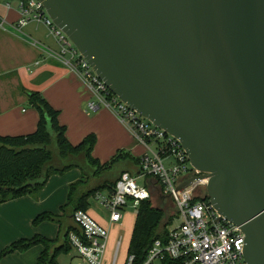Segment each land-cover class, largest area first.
Segmentation results:
<instances>
[{"label":"water","instance_id":"1","mask_svg":"<svg viewBox=\"0 0 264 264\" xmlns=\"http://www.w3.org/2000/svg\"><path fill=\"white\" fill-rule=\"evenodd\" d=\"M41 1L109 88L181 142L205 199L245 233L246 263L264 264V0Z\"/></svg>","mask_w":264,"mask_h":264},{"label":"built area","instance_id":"2","mask_svg":"<svg viewBox=\"0 0 264 264\" xmlns=\"http://www.w3.org/2000/svg\"><path fill=\"white\" fill-rule=\"evenodd\" d=\"M17 2L18 20L7 23L0 18V28L9 25L22 31L31 23L46 25L58 43V49L48 48L47 51L76 72L91 91L88 109L112 110L145 148L139 157V176L124 171L112 191L99 190L91 197L106 209L111 225L122 223L128 206L138 214L141 203L152 198L149 187L138 182L139 177L158 179L160 193L176 206L179 224L173 228L167 226L166 237L155 239L141 262L127 251L123 264H247L245 233L205 199L209 177L191 164L181 142L143 117L109 88L69 36L53 22L43 1ZM73 220L79 229L70 231L68 239L80 259L77 264H104L110 228L88 210L78 209ZM122 243L120 237L115 243L111 264H117Z\"/></svg>","mask_w":264,"mask_h":264},{"label":"crops","instance_id":"3","mask_svg":"<svg viewBox=\"0 0 264 264\" xmlns=\"http://www.w3.org/2000/svg\"><path fill=\"white\" fill-rule=\"evenodd\" d=\"M19 16L18 2L4 1L1 4L0 18L7 23L17 21ZM31 24L22 31H16L9 25H5V29L0 28V134L19 135L36 130L39 113L36 108L26 105L27 92L40 91L60 111L59 121L66 125V135L73 144H78L90 134L96 135L92 153L101 162L108 161L119 149L129 150L134 155L143 149L142 154L144 146L136 141L112 110L88 109L91 91L76 72L47 51L48 48L58 49L56 38L46 25ZM40 26L46 31L40 32ZM9 83L16 86L20 95H11ZM79 178L80 171L71 168L51 175L37 193L0 203V250L17 239L36 234L52 238L47 230L49 223L35 224L34 220L45 211L61 213L70 184ZM91 214L103 225L109 228L113 226L109 216L104 220L99 215ZM54 223L57 234L53 238H57L61 228L57 222ZM118 224L123 226V220ZM42 249V246H33L24 252L15 251L1 259L0 264H35Z\"/></svg>","mask_w":264,"mask_h":264},{"label":"trees","instance_id":"4","mask_svg":"<svg viewBox=\"0 0 264 264\" xmlns=\"http://www.w3.org/2000/svg\"><path fill=\"white\" fill-rule=\"evenodd\" d=\"M27 95L29 104L38 110L39 120L33 132L0 134V203L37 193L53 174L74 167L81 168L83 163L86 170L70 184L68 198L61 206V213L45 211L34 220L35 224L50 220L57 222L61 229L65 226L62 241L57 244L61 237L52 239L41 234L20 238L1 250L0 259L15 251L24 252L36 244H42L43 249L35 264H60L58 256L69 253L72 249L68 239L70 231L79 229L75 222L72 223L74 212L78 209L88 210L90 198L96 191H112L124 171L139 176L140 159L122 149L108 161L101 162L92 153L97 141L95 134L73 144L66 135V125L59 121L60 111L40 91H28ZM54 147L61 162L55 163ZM93 179L97 180L96 183L88 186ZM145 184L151 194H161L159 181L155 177L146 176ZM161 197L164 196L161 194ZM166 214L162 206L153 203L152 198L141 203L128 249L129 253L137 256L138 263L144 259L155 239L166 237L169 224L164 220Z\"/></svg>","mask_w":264,"mask_h":264},{"label":"rangeland","instance_id":"5","mask_svg":"<svg viewBox=\"0 0 264 264\" xmlns=\"http://www.w3.org/2000/svg\"><path fill=\"white\" fill-rule=\"evenodd\" d=\"M4 1H7V2H10L13 4H15L17 2V0H0V9H1V4L4 3ZM30 27L35 28V26H30ZM40 30H41L40 32H42V30L46 31V29L43 26H40ZM11 64H12V62H11ZM9 84H10L11 95H20V91L17 90L16 86L13 83H9ZM26 105L29 106L30 105L29 102ZM53 149H54V152L56 154L55 155V163H57L58 161L61 162V160L59 159V155L57 153L56 148L54 147ZM120 150H122V149H119L118 151H120ZM123 150L130 152L135 157H140L143 149L141 151H137L138 153H136V154H138V155H134L129 150H126V149H123ZM118 151L116 153H118ZM116 153H114V155ZM81 165H82L81 168L80 167L72 168V169H75L77 171H80V176L82 174V171L84 169L86 170V166L84 165V163ZM96 181L97 180H94V179L91 180V182L89 183L88 186H93L96 183ZM138 182L139 183H145V177H139ZM206 190H207V188H206ZM152 201L155 205L162 206V208L167 212L166 218H164V220L169 223L168 226L170 228H173L179 224V220L176 218V216H177L176 206L170 198L161 197V194L154 192V194H152ZM89 209H90L91 213L99 215L104 220H107L108 213H107L106 209L101 207L93 198H90V208ZM136 218H137V215L135 214L133 207L128 206L125 210V214H124V218H123V226H120L118 224V225H113L110 228V235H109L110 237H109V242H108V246H107V250H106V254H105L104 264H111V260H112V256H113L114 248H115V243L119 239V237H121V236L123 238V243H122V247H121V250L119 253L117 264H123L125 255L129 249V245H130V241H131V237H132L133 228L135 226ZM46 221L49 223V224H47L48 225L47 226L48 234H51L53 237H55L57 234V230H56L57 228L55 226L54 221L53 222L50 220L49 221L46 220ZM43 222L44 221H42V223ZM65 228L66 227L64 226L60 230L59 237H61V239H60V241L57 242V244H59L62 241V235L64 233ZM44 236H47V235H44ZM47 237H50V236L48 235ZM7 246H5V247H7ZM35 246H42L43 247L42 244H36ZM3 249H1V250H3ZM1 250H0V252H1ZM19 252H21V251H19ZM58 259L60 261V264H77L80 261L79 257L77 256V251L74 248H72L69 253H61L58 256Z\"/></svg>","mask_w":264,"mask_h":264}]
</instances>
